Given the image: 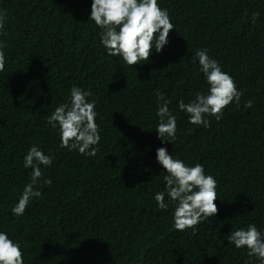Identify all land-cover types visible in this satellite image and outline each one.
Listing matches in <instances>:
<instances>
[{
  "label": "trees",
  "instance_id": "16d2710c",
  "mask_svg": "<svg viewBox=\"0 0 264 264\" xmlns=\"http://www.w3.org/2000/svg\"><path fill=\"white\" fill-rule=\"evenodd\" d=\"M175 30L149 61L133 67L107 54L89 20L92 0H0V232L19 243L24 264H260L229 243L255 224L264 233V0H158ZM253 13H259L255 23ZM198 49H207L242 93L221 120L193 125L181 111L209 85ZM73 87L91 91L99 148L93 157L61 147L47 123ZM157 90L170 100L176 139L158 138ZM253 106L245 108L247 101ZM163 101H159L162 104ZM32 146L53 158L41 166V196L22 216L12 209L31 180ZM200 163L217 182L218 213L192 230L174 227L175 202L157 150ZM157 192L168 209H159Z\"/></svg>",
  "mask_w": 264,
  "mask_h": 264
},
{
  "label": "clouds",
  "instance_id": "9594fccd",
  "mask_svg": "<svg viewBox=\"0 0 264 264\" xmlns=\"http://www.w3.org/2000/svg\"><path fill=\"white\" fill-rule=\"evenodd\" d=\"M259 13H253L251 19L255 23ZM7 12L0 11V35L3 31ZM89 20L102 30L101 43L107 54L120 57L123 62L133 67L141 61H149L153 50L160 53L169 43L168 37L175 25L166 9H162L158 0H92ZM0 42V72L5 70V53ZM200 71L203 73L209 91L207 94L198 92L195 100L185 104L181 100L178 107L188 114L193 125L210 127L206 116L215 117L217 121L224 115V109L233 101L239 104L242 93L237 89L234 78L222 71L219 63L212 59L207 49H198ZM91 91L73 87L70 92V103L61 104L49 117L47 123L53 128L59 126L61 147L78 150L79 154L93 157L99 151L96 147L100 142V129L96 123L97 112L95 101L89 102ZM158 110L156 116L159 123L156 127L158 138L171 143L176 139L177 119L169 110L170 100L157 90ZM159 101H163L159 104ZM253 101L249 100L245 108H251ZM157 161L166 170L164 181L167 195L175 202L174 227L178 231L191 229L196 234L197 225L216 216L218 207L215 203L218 197L217 180L211 175H205L204 166L200 163L187 166L184 161L174 159L166 148L157 150ZM53 162L36 146H32L24 157V167L31 168V180L25 186L19 202L13 207L14 216H22L32 198H39L40 182L51 185V179H45L41 166L50 167ZM155 200L159 209L167 210L165 193L157 192ZM229 243L237 249L247 248L249 257L255 256L264 264V233L255 224L247 229L231 231ZM0 264H24L23 252L19 243L13 242L8 235L0 232Z\"/></svg>",
  "mask_w": 264,
  "mask_h": 264
}]
</instances>
